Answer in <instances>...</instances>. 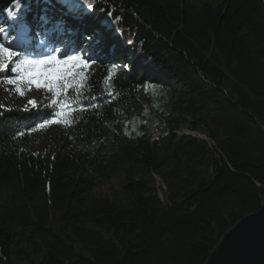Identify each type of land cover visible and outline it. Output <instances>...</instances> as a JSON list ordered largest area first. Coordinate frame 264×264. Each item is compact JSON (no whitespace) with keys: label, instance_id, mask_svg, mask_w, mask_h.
I'll return each mask as SVG.
<instances>
[{"label":"trees","instance_id":"trees-1","mask_svg":"<svg viewBox=\"0 0 264 264\" xmlns=\"http://www.w3.org/2000/svg\"><path fill=\"white\" fill-rule=\"evenodd\" d=\"M0 42L93 62L65 109L0 105V264H204L260 209L264 0H0Z\"/></svg>","mask_w":264,"mask_h":264},{"label":"snow or ice","instance_id":"snow-or-ice-1","mask_svg":"<svg viewBox=\"0 0 264 264\" xmlns=\"http://www.w3.org/2000/svg\"><path fill=\"white\" fill-rule=\"evenodd\" d=\"M14 5L20 7V0H14ZM54 52L59 53L60 50L54 49ZM19 55L5 43L0 42V73L10 71L13 74L6 77L3 83L13 85L14 91L19 95H24L21 84L34 85L36 89H46L48 93L52 94L50 100L53 106L59 104L61 109H65L70 104L67 90L73 89L76 97L79 98L82 95V90L87 86L89 70L93 62L84 59L83 56L71 54L58 58L57 55H45L38 59L27 56L22 59H14ZM114 74V68L108 70V75L104 79L106 86L110 84ZM109 94H111L110 88ZM61 97L63 98L61 99ZM28 104L32 107L37 106L35 100H29ZM63 114V112L54 113V115ZM50 123H61V121L46 120L40 127ZM63 123L68 125L70 120H65ZM19 135H23V133Z\"/></svg>","mask_w":264,"mask_h":264},{"label":"water","instance_id":"water-1","mask_svg":"<svg viewBox=\"0 0 264 264\" xmlns=\"http://www.w3.org/2000/svg\"><path fill=\"white\" fill-rule=\"evenodd\" d=\"M204 264H264V196L260 209L226 232Z\"/></svg>","mask_w":264,"mask_h":264},{"label":"rangeland","instance_id":"rangeland-1","mask_svg":"<svg viewBox=\"0 0 264 264\" xmlns=\"http://www.w3.org/2000/svg\"><path fill=\"white\" fill-rule=\"evenodd\" d=\"M19 20V19H18ZM18 26H20V20L18 21ZM23 32L25 30H22ZM18 32V30H17ZM18 34V33H17ZM26 34L20 35V37L25 36ZM18 39L12 41V44L18 45ZM17 43V44H16ZM21 88L24 91V95H19L14 91V86L9 84L0 85V105L2 109L11 111L16 109L18 112H23L31 109V105L28 104L29 100H35L37 104L41 101V94L35 88L34 85H29L27 83L21 84ZM27 109V110H26ZM146 126L151 130L152 137H157V132L155 128L150 127L146 124ZM48 141L51 142V147L53 150L61 147L64 142L59 141L55 136L50 135L48 137ZM49 146L47 144H42L38 147V150H46ZM123 182L122 173L117 174L110 182L106 183L101 187H97L93 190V193L98 196H108L111 195L112 192L118 191L119 186ZM156 187L160 193L161 183L157 180Z\"/></svg>","mask_w":264,"mask_h":264},{"label":"bare ground","instance_id":"bare-ground-1","mask_svg":"<svg viewBox=\"0 0 264 264\" xmlns=\"http://www.w3.org/2000/svg\"><path fill=\"white\" fill-rule=\"evenodd\" d=\"M16 46V45H15Z\"/></svg>","mask_w":264,"mask_h":264}]
</instances>
